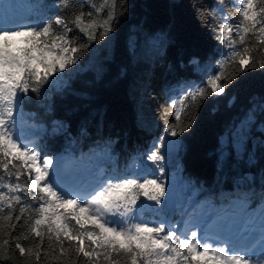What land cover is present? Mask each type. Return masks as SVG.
<instances>
[{
	"label": "snow or ice",
	"instance_id": "1",
	"mask_svg": "<svg viewBox=\"0 0 264 264\" xmlns=\"http://www.w3.org/2000/svg\"><path fill=\"white\" fill-rule=\"evenodd\" d=\"M222 4L217 0L216 7L198 11V16L207 15L202 23L226 49L225 60L215 71H206L199 84L185 82L186 94L171 104L175 110L171 121L169 109L161 106L163 131L144 154L147 166L128 174L113 168L110 173L78 169L65 175L54 165L46 145L24 138L19 120L33 97L37 102L47 100L53 89L63 96L70 86L61 75L77 66L93 43L111 39L127 13L128 0H104L103 7L87 4V11L71 18L55 15L31 23L0 12V264H15L14 257L24 264H264V96L249 97L250 107L230 124L217 156L219 172L233 156L250 169L259 166L258 170L238 177L231 189L210 192L190 212L187 205L183 209L215 228L220 243L202 238L195 227L178 232L165 216L166 206L171 207L166 167L182 169L181 155L195 131L199 105L223 96L245 73L264 70V0H239V22H229L225 14L213 27L208 21L216 22ZM100 13L102 22L93 19ZM149 39L163 45L169 37L162 31ZM177 55L179 68L187 64L199 71L197 55L186 61L182 52ZM229 61L233 71L226 74L223 68ZM103 72L98 73L101 78ZM173 91L165 85L162 94L167 97ZM234 102L232 97L229 106ZM46 111L51 114L52 108ZM137 119L140 126L139 115ZM51 123L53 135L70 131L66 121ZM78 132L87 135L85 128ZM117 142L116 137L106 140L109 146ZM85 171L91 176L82 182ZM5 177L8 183L3 182ZM245 181L250 186L239 187ZM202 190L198 183L194 185L196 196ZM250 239V246H245Z\"/></svg>",
	"mask_w": 264,
	"mask_h": 264
},
{
	"label": "trees",
	"instance_id": "2",
	"mask_svg": "<svg viewBox=\"0 0 264 264\" xmlns=\"http://www.w3.org/2000/svg\"><path fill=\"white\" fill-rule=\"evenodd\" d=\"M53 4L58 6L52 7ZM216 4L217 0H128L127 13L119 20L110 45H103L95 58L92 47L82 54L79 64L68 71L70 87L63 96L55 94L53 89L49 91V99L37 102L33 97L24 105V114L19 117L23 123L22 132L29 139L46 145L49 154L72 155L77 164L91 169L100 162V171L106 173L113 168L122 174L142 171L147 166L146 150L163 131L161 106L169 109L168 120L171 121L175 111L171 104L178 103L186 94L185 82L199 84L206 71H215L225 60L226 49L217 44L210 28L202 23L207 15L198 16V11L205 13ZM241 7L239 1L223 0L216 11V22L209 20L208 24L215 27L225 14L229 22L238 23ZM0 10L18 21L31 23L55 15L71 18L88 8L84 0H3ZM162 31L169 37L162 47L146 54L139 51L142 33L151 37ZM136 39L138 47L130 49L129 45ZM110 51L112 56L108 55ZM178 52L183 53L185 61L197 55L201 61L199 71H192V66L187 64L179 68ZM170 65L173 71L168 70ZM100 69L104 70L102 78L98 75ZM223 71L226 74L233 71L230 61L224 64ZM165 85L174 89L167 97L162 94ZM150 93L151 99L148 98ZM253 95L264 96V70L245 73L223 96L211 97L199 105L195 131L181 155L183 167L178 170L168 164L165 173V176L179 173L183 179L192 181L193 186L196 183L202 186L200 196L195 195L193 186L189 190L193 194L187 198L194 197V203L210 192L231 189L238 177L258 170L259 166L250 169L234 156L228 159L223 172L217 169L219 141L227 135L230 124L250 107L248 100ZM141 97L144 98L142 103ZM232 97L235 102L229 106ZM49 107L51 114L46 111ZM53 119L66 121L70 131L53 135ZM81 128L87 129V135L78 132ZM108 137H116L118 142L109 146L106 144ZM3 182L8 183L9 179L5 177ZM249 186L247 181L239 185L241 188ZM169 213L166 206L165 215L169 217ZM182 214L183 210H178L170 221L175 223ZM14 260L15 264H24L15 257Z\"/></svg>",
	"mask_w": 264,
	"mask_h": 264
},
{
	"label": "rangeland",
	"instance_id": "3",
	"mask_svg": "<svg viewBox=\"0 0 264 264\" xmlns=\"http://www.w3.org/2000/svg\"><path fill=\"white\" fill-rule=\"evenodd\" d=\"M232 1L238 2L239 0H232ZM87 4L99 5L100 7H103L104 6V0H87ZM93 19H96V20L102 22L104 19V14L103 13L95 14L93 16ZM149 37L150 36H147L145 33H142V35H141L139 51H141L144 54L158 50L159 47L163 46L159 42L150 40ZM138 42H139L138 39L134 40V43L132 44L134 46V48L138 47ZM104 43H105V41H100V42L93 43L91 45V47L93 48V51H92V54L94 56L93 58H95V56H97L99 54V51L103 47V45H105L106 47L110 45L109 41L106 42V44H104ZM108 55L112 56V52L110 51ZM68 71L61 75V79L67 78ZM19 120H20V118H19ZM20 127H21V129H23V123L21 122V120H20ZM53 157H54V165L57 168L61 169L65 173V175H70V174L76 172L78 169H80V170L90 169L89 167H86L84 165H77L74 161V156H72V155H53ZM98 163H100V162H98ZM99 167H101V163L99 164ZM97 172L92 170L91 174H96ZM91 174H89L85 171V174L81 177L82 182L90 179ZM164 178L168 181V183L172 182V183L179 186V192L176 195L178 204L180 205V204L186 203L187 196H189L190 194H193L192 192L189 191L190 188L193 189L192 183H190V181L183 179V177H180V174L176 173V172H174L173 175L167 174V176H165ZM177 220H178L177 221V224H178L177 228L180 229L181 224L183 226L187 224L188 227H191L189 229V231L192 230L193 227H195L200 232L202 238L208 239L213 244L220 243V241L217 239V237L219 235L217 230L215 228H208L206 225L200 223L198 216L193 217L191 215H189V216L187 215L186 217L183 218L182 221H180V219H177ZM257 235H258V232L254 233L253 238ZM251 243H252V239L244 242L245 245L251 244ZM255 251L257 253H259L261 251L260 247L257 246Z\"/></svg>",
	"mask_w": 264,
	"mask_h": 264
},
{
	"label": "water",
	"instance_id": "4",
	"mask_svg": "<svg viewBox=\"0 0 264 264\" xmlns=\"http://www.w3.org/2000/svg\"><path fill=\"white\" fill-rule=\"evenodd\" d=\"M179 191V186L172 183V182H169L168 183V192H169V195L167 197V202L168 204L171 205L170 208H174L175 207V204H176V197H175V194H177Z\"/></svg>",
	"mask_w": 264,
	"mask_h": 264
}]
</instances>
